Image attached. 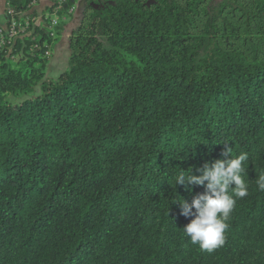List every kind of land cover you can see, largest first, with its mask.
<instances>
[{
	"label": "trees",
	"instance_id": "16d2710c",
	"mask_svg": "<svg viewBox=\"0 0 264 264\" xmlns=\"http://www.w3.org/2000/svg\"><path fill=\"white\" fill-rule=\"evenodd\" d=\"M5 1L40 20L0 53V264H264V0H83L55 78L57 0ZM228 147L249 195L208 253L173 200L205 188L174 178Z\"/></svg>",
	"mask_w": 264,
	"mask_h": 264
},
{
	"label": "clouds",
	"instance_id": "9594fccd",
	"mask_svg": "<svg viewBox=\"0 0 264 264\" xmlns=\"http://www.w3.org/2000/svg\"><path fill=\"white\" fill-rule=\"evenodd\" d=\"M225 158L205 163L193 174L192 169H179L174 183L183 185L189 192L190 185L203 186L205 191L195 195L191 202L176 194L173 198L180 204L181 214L192 216L190 223L182 230L190 238L191 243L208 253L221 248L226 243V233L230 227V219L238 199L249 195V185L244 178L245 162L249 159L247 152L233 156L228 147ZM257 188L264 191V175L257 180ZM175 190V187L173 188ZM180 198L177 199L176 197Z\"/></svg>",
	"mask_w": 264,
	"mask_h": 264
},
{
	"label": "built area",
	"instance_id": "2783aa9c",
	"mask_svg": "<svg viewBox=\"0 0 264 264\" xmlns=\"http://www.w3.org/2000/svg\"><path fill=\"white\" fill-rule=\"evenodd\" d=\"M36 0H32L31 4L34 5ZM65 0H57V5L53 9V12L50 17V23H49V29H52L53 25H58L60 21L59 12L63 6V3ZM5 12L9 16V24L6 28V31L4 32L0 28V53L5 51L7 48L10 49L12 47V42L18 37L24 34V32L27 30L29 25L35 21L38 20V17H32L29 18H22L20 16V12H16L9 4V2L5 1ZM69 11L74 12V7H70ZM40 20V19H39ZM51 34V31L49 35ZM38 41V40H36ZM37 46L36 43L33 45ZM49 53V49L45 51V54ZM14 58V57H12Z\"/></svg>",
	"mask_w": 264,
	"mask_h": 264
},
{
	"label": "crops",
	"instance_id": "0c3cea01",
	"mask_svg": "<svg viewBox=\"0 0 264 264\" xmlns=\"http://www.w3.org/2000/svg\"><path fill=\"white\" fill-rule=\"evenodd\" d=\"M83 0H78V3L73 5L74 7V13L75 17L71 18L73 14L69 18H66L60 27L66 23V21L69 22V27L73 24H75L79 19H78V13L80 12V5L82 4ZM50 0H36L35 4L33 5V9L37 11V13L40 15L42 12L46 9L47 5H49ZM5 0H0V19L1 15L4 13V6ZM70 30V29H69ZM67 38H68V31L64 30L63 32L58 31L56 39L52 42L51 48H50V56L47 58L48 64L46 66L47 71L49 72L52 71H59L60 70V64H63L67 61L68 57V46H67Z\"/></svg>",
	"mask_w": 264,
	"mask_h": 264
},
{
	"label": "rangeland",
	"instance_id": "374dc122",
	"mask_svg": "<svg viewBox=\"0 0 264 264\" xmlns=\"http://www.w3.org/2000/svg\"><path fill=\"white\" fill-rule=\"evenodd\" d=\"M77 3H78V0H75V4H74V5L76 6ZM59 13H60V12H59ZM72 13H73V12H72V11H69V8H68V10H67V16H68V18L71 16ZM58 15H59V17H60V21H59L58 25H53V26H52V29H49V31H51V34L49 35V37H50L53 41L56 39L57 32H58V31H61V28H59L60 25H61L62 22L66 19V17L61 16L60 14H58ZM68 22H69V21H66L65 24H67ZM49 33H50V32H49ZM40 39H41L40 36L34 39V43H36L37 46H34V47H33V45L31 46V48L29 49V52H31V54L34 53V52L38 49V43L40 42ZM36 40H38V41H36ZM50 48H51V46L48 47V49H49V53H48V54H44L45 58H48V57L50 56ZM18 58H19V56H16V57L12 60V64H17V63H18V62H17ZM59 67H60V70H59L58 72H57V71L49 72V70L47 71V68H46V70H45L46 76L53 77V78L57 77L62 71L66 70V67H67V61H66L65 63H63V64H60Z\"/></svg>",
	"mask_w": 264,
	"mask_h": 264
},
{
	"label": "water",
	"instance_id": "95a60500",
	"mask_svg": "<svg viewBox=\"0 0 264 264\" xmlns=\"http://www.w3.org/2000/svg\"><path fill=\"white\" fill-rule=\"evenodd\" d=\"M72 3H74L75 0H70Z\"/></svg>",
	"mask_w": 264,
	"mask_h": 264
}]
</instances>
